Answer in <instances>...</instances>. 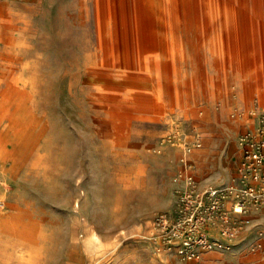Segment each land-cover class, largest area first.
Returning a JSON list of instances; mask_svg holds the SVG:
<instances>
[{"label":"rangeland","instance_id":"374dc122","mask_svg":"<svg viewBox=\"0 0 264 264\" xmlns=\"http://www.w3.org/2000/svg\"><path fill=\"white\" fill-rule=\"evenodd\" d=\"M263 54L264 0H0V264H264V206L195 260L152 223L186 147L231 182Z\"/></svg>","mask_w":264,"mask_h":264},{"label":"built area","instance_id":"2783aa9c","mask_svg":"<svg viewBox=\"0 0 264 264\" xmlns=\"http://www.w3.org/2000/svg\"><path fill=\"white\" fill-rule=\"evenodd\" d=\"M251 114L257 120L255 130L239 138L235 174L226 186H199L186 156L191 150L183 151L186 172L175 210L159 212L152 220L156 237L182 259L195 260L205 250L226 247L212 232L229 240L240 231V214L264 206V111Z\"/></svg>","mask_w":264,"mask_h":264},{"label":"crops","instance_id":"0c3cea01","mask_svg":"<svg viewBox=\"0 0 264 264\" xmlns=\"http://www.w3.org/2000/svg\"><path fill=\"white\" fill-rule=\"evenodd\" d=\"M241 7L242 8H244L245 10H247L249 13H252L251 15H253V11H251V9L248 7V5H246L244 2H242V4H241ZM254 16V15H253ZM255 17V16H254ZM263 66H264V64H263ZM235 128H233V130H234ZM196 151H197V149H196ZM171 152H169V154H170ZM210 157H208V159H209ZM238 158H239V156L235 159V160H233V162H232V165L231 166H228V173H230V174H232L233 176H234V174H235V166H236V163H237V161H238ZM214 161H212V160H205L204 161V163L206 164V165H209V164H211V165H214V163H213ZM224 178H222V176H220V178H217L216 180H220V181H222Z\"/></svg>","mask_w":264,"mask_h":264},{"label":"bare ground","instance_id":"6f19581e","mask_svg":"<svg viewBox=\"0 0 264 264\" xmlns=\"http://www.w3.org/2000/svg\"><path fill=\"white\" fill-rule=\"evenodd\" d=\"M148 1V0H147ZM152 1V0H151ZM232 1V0H231ZM109 2V1H108ZM187 2V1H186ZM153 3V5H154V2H152ZM150 5V4H149ZM148 5V6H149ZM152 7V5H150V8ZM108 9H110V8H108ZM116 9H117V7H116ZM151 9H153V8H151ZM154 10V9H153ZM153 10L151 11V12H153ZM150 10H149V8L147 7V6H145L144 8H143V12H142V14H143V16H145V17H147V16H149L150 15ZM155 12V11H154ZM152 14V13H151ZM246 14V13H245ZM117 16V15H116ZM154 16V15H153ZM180 19V18H179ZM107 20H109V19H107ZM174 20V19H173ZM118 22V21H117ZM118 26V25H117ZM174 34V33H173ZM175 37V36H174ZM117 44V43H116ZM177 49V48H176ZM264 55V54H263ZM111 57V56H110ZM156 57V56H155ZM262 57V56H261ZM157 58H159V59H164V53L160 50V51H158L157 52ZM147 59V58H146ZM148 60V59H147ZM146 60V61H147ZM157 61V60H156ZM148 62V61H147ZM148 69V68H147ZM165 69V68H164ZM171 74V73H170ZM170 74H169V76H170ZM132 75V74H131ZM169 78H171V77H169ZM94 79V78H93ZM97 80V79H96ZM102 80V79H101ZM108 80V79H107ZM157 80V79H156ZM110 81H113V80H111L110 79ZM170 82H171V79H170ZM129 83V82H128ZM137 83V82H136ZM142 84V83H141ZM158 84V83H157ZM119 85V84H118ZM149 85V84H148ZM159 86V85H158ZM143 87V86H142ZM158 88V87H157ZM161 90V89H160Z\"/></svg>","mask_w":264,"mask_h":264}]
</instances>
